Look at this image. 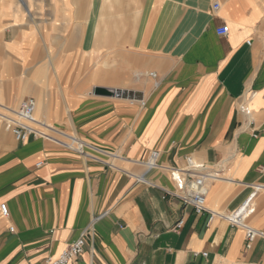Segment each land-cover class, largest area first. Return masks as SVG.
<instances>
[{
	"label": "crops",
	"instance_id": "obj_1",
	"mask_svg": "<svg viewBox=\"0 0 264 264\" xmlns=\"http://www.w3.org/2000/svg\"><path fill=\"white\" fill-rule=\"evenodd\" d=\"M26 97L85 145L21 142L0 121V264H42L80 236L70 264H264V237L246 246L166 194V167L192 156L220 175L206 207L255 191L246 224L264 232V0H0V103Z\"/></svg>",
	"mask_w": 264,
	"mask_h": 264
},
{
	"label": "built area",
	"instance_id": "obj_2",
	"mask_svg": "<svg viewBox=\"0 0 264 264\" xmlns=\"http://www.w3.org/2000/svg\"><path fill=\"white\" fill-rule=\"evenodd\" d=\"M213 9L219 7L218 2L213 3ZM218 35H225L229 31L228 25H221L216 28ZM151 76H155L150 73ZM143 104L142 100H139ZM35 100L32 97L22 99L16 108H11L0 103V121L4 123L5 128L10 130L18 141L25 142L29 137H40L53 141L56 144L66 146L83 152L85 143L73 135H64L58 132L53 126L48 125L34 116ZM245 114L249 115L248 107H243ZM62 135H56L55 133ZM159 156L158 150H152L144 164L148 168L161 167L157 161ZM170 180L174 185V189L166 190V194L178 198L184 205L192 207L196 214L204 212L209 213V222L215 217L225 219L232 227H241L245 230L246 246L257 236L264 237V232L255 230L246 224V219L253 213L254 207L252 192L238 207L227 213H220L210 210L206 207L205 197L207 194V181L220 177L219 172L208 168L204 163L198 162L192 156L184 158V164L180 167H166ZM264 171V167L261 168ZM260 186H255L258 189ZM0 212L3 216H7L8 210L5 203L0 204ZM183 218L179 219L173 229L179 230L183 226ZM12 230V229H11ZM85 241L80 236L70 242L56 257L46 258L42 264H70L77 258L84 249ZM206 256V252H202Z\"/></svg>",
	"mask_w": 264,
	"mask_h": 264
},
{
	"label": "water",
	"instance_id": "obj_3",
	"mask_svg": "<svg viewBox=\"0 0 264 264\" xmlns=\"http://www.w3.org/2000/svg\"><path fill=\"white\" fill-rule=\"evenodd\" d=\"M114 94H116V95H124V92L116 91V92H114ZM128 95H130V94H128Z\"/></svg>",
	"mask_w": 264,
	"mask_h": 264
},
{
	"label": "rangeland",
	"instance_id": "obj_4",
	"mask_svg": "<svg viewBox=\"0 0 264 264\" xmlns=\"http://www.w3.org/2000/svg\"><path fill=\"white\" fill-rule=\"evenodd\" d=\"M16 108V107H15ZM34 116L36 117V115L34 114ZM37 118V117H36ZM2 123V122H1ZM3 125H4V123H2ZM4 127H5V125H4Z\"/></svg>",
	"mask_w": 264,
	"mask_h": 264
},
{
	"label": "bare ground",
	"instance_id": "obj_5",
	"mask_svg": "<svg viewBox=\"0 0 264 264\" xmlns=\"http://www.w3.org/2000/svg\"><path fill=\"white\" fill-rule=\"evenodd\" d=\"M257 13V12H256Z\"/></svg>",
	"mask_w": 264,
	"mask_h": 264
}]
</instances>
